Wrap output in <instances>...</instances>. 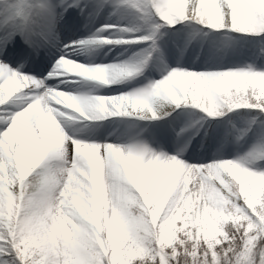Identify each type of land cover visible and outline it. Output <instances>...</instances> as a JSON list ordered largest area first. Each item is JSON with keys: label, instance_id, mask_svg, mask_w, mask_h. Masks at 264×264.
<instances>
[{"label": "snow or ice", "instance_id": "snow-or-ice-1", "mask_svg": "<svg viewBox=\"0 0 264 264\" xmlns=\"http://www.w3.org/2000/svg\"><path fill=\"white\" fill-rule=\"evenodd\" d=\"M0 264H264V0H0Z\"/></svg>", "mask_w": 264, "mask_h": 264}, {"label": "rangeland", "instance_id": "rangeland-1", "mask_svg": "<svg viewBox=\"0 0 264 264\" xmlns=\"http://www.w3.org/2000/svg\"><path fill=\"white\" fill-rule=\"evenodd\" d=\"M124 47H126V46H107V47H105L104 49H102L100 51L99 56L97 57L95 62H98V61L103 62V61H105L108 58L110 52H112V51H118L119 50L120 52H123L124 51ZM109 48H112V51L109 52ZM105 53H107L106 57H105ZM120 59H124V57L120 56ZM153 75H155V78H157V79L160 78L159 75H157V74H153ZM123 87L115 86L114 88H123ZM103 91H105L106 94H111V90L110 89H104Z\"/></svg>", "mask_w": 264, "mask_h": 264}, {"label": "bare ground", "instance_id": "bare-ground-1", "mask_svg": "<svg viewBox=\"0 0 264 264\" xmlns=\"http://www.w3.org/2000/svg\"><path fill=\"white\" fill-rule=\"evenodd\" d=\"M118 58H119L118 52H114V53L111 52V55H110V57H108L107 61H109L111 63V62H114L115 60H117ZM79 59L81 60V62H86L83 56L79 57ZM71 87H74V86H70V88Z\"/></svg>", "mask_w": 264, "mask_h": 264}]
</instances>
